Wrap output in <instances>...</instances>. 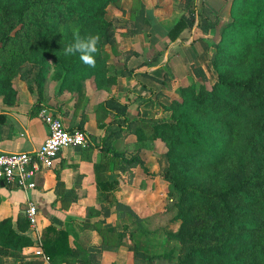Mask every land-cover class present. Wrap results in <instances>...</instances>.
<instances>
[{
    "label": "trees",
    "instance_id": "obj_1",
    "mask_svg": "<svg viewBox=\"0 0 264 264\" xmlns=\"http://www.w3.org/2000/svg\"><path fill=\"white\" fill-rule=\"evenodd\" d=\"M117 1L0 0V52L5 51L20 34L32 40L29 29L33 33L37 30L38 36L43 28L46 32H54L60 24L65 27L66 33L75 29L74 38L69 34L65 39L66 47L74 43L77 36L84 38L88 35H99L100 43L113 44L115 27L105 15L107 7ZM138 2L139 9L133 19L123 22L127 29L125 36L140 34L149 26L145 4L143 0ZM180 2L183 3L180 8L182 14L168 30V37L171 40L179 37L197 21V27L207 38H211L221 23L220 19L206 7L197 11L195 0ZM154 7L158 8L159 4ZM220 26V39L211 43L214 50L210 56V67L217 73V79L207 86L210 75L206 67L192 65L195 80L181 87L180 102L172 100L170 107H166L171 115L166 120L140 116L129 121L125 116L127 104L114 97L106 98L102 107L112 115L109 123L118 128L111 131L103 143L109 152L110 137L133 134L139 138L143 129L151 127L150 138L160 139L167 145L165 177L170 182L172 194L178 196L175 219L179 221V227L172 236L186 246L182 264L189 263L191 259L212 261L214 264H264V0H232L229 20ZM49 51L48 46L35 55L40 65L37 73L40 78L36 81V88L33 84L27 86L36 95L32 114H37L42 107L47 59L52 56ZM136 54L132 51L127 56L120 74L111 73L110 86L117 83L118 75L130 74L126 61ZM69 59L67 63L68 56L65 59L57 54V65L64 69L58 90L61 93L68 76L96 69V66L84 64L80 53L69 55ZM94 74L93 77L98 78V74ZM0 89L4 93L2 100L5 104L16 102L15 89ZM4 120V114L0 113V123ZM76 128L84 130L82 125ZM109 154L111 157L107 159L112 160V169L117 166L126 171L143 162L136 155L128 156L118 151H110ZM99 165V171H103L104 164ZM202 169L207 171L209 187L201 185L198 179ZM101 181L99 179V186L103 184L104 191L116 187L115 181L105 177ZM120 205L117 203L119 208ZM129 212L134 214L131 209ZM28 224L27 220L26 226ZM5 227L0 230L3 252L13 250L12 247L20 252L22 248L33 245L29 237L9 229L4 231ZM52 229L55 230L49 227V230ZM105 229L102 237L115 235L116 244H122V233L116 232L113 227ZM70 231L67 226L54 231L53 239L45 238L43 247L49 258L65 254L76 257L77 249L73 251L67 245ZM204 241L207 244L202 246ZM129 250L133 251V258L137 261L153 259L139 249ZM88 257L94 261L88 258L87 264H99L94 254Z\"/></svg>",
    "mask_w": 264,
    "mask_h": 264
},
{
    "label": "crops",
    "instance_id": "obj_2",
    "mask_svg": "<svg viewBox=\"0 0 264 264\" xmlns=\"http://www.w3.org/2000/svg\"><path fill=\"white\" fill-rule=\"evenodd\" d=\"M202 2L211 11L221 14L223 20L228 18L232 0H195V5L199 6ZM156 3L159 1L144 2L149 26L145 34L137 35L143 45L134 47L137 54L126 61V69L130 74L118 75L117 83L109 91L100 90L102 97L97 101L99 105L93 102L89 92L85 95L90 98L88 103L70 99L69 96L63 97V92L59 91L53 96L42 94L41 109H55L69 129L82 125L91 136L92 144L63 148L53 165L36 175V187L28 193L11 186L0 189V230L6 226L4 231L13 230L33 242L32 246L22 248L20 252L15 250L16 247L3 252L0 246V264H87L88 258L94 261L88 257L90 254L96 256L99 264L122 262L123 253L108 248L101 234H105L106 227H113L116 232L122 233V240L124 234L129 238L133 229L129 225L128 212L131 209L137 220L142 217L145 189L140 178L132 177L134 167L126 171L117 166L112 169V160L107 159L111 157L110 151L121 152L117 147L123 146L132 134L110 137L108 152L103 139L118 126L109 123L112 115L102 107L101 102L114 97L120 103H126L125 116L129 121L144 116L149 109V100L155 99V93L163 80H190L193 78L192 65L204 66L207 71H211V43L217 40L215 32L208 39L197 27V21L190 30L183 31L179 37L171 40L167 32L182 11L168 7L167 12L159 14L154 8ZM159 4L164 6L167 3L164 0ZM16 91L17 100L14 104H5L0 98V113L5 118L4 123H0V151L32 152L44 141L47 127L38 116L39 112L31 113L36 101L35 93L28 88H18ZM99 163L104 164L103 171H99ZM103 177L115 181L116 187L102 190L103 184L99 186V179L101 181ZM28 197L34 200L38 208L35 229L29 224L26 226ZM117 203H121L120 208ZM67 226L71 230L67 245L73 251L77 249L76 257L65 254L44 259L43 255L48 256L43 247L45 238L53 239L54 231ZM49 227L55 230H49Z\"/></svg>",
    "mask_w": 264,
    "mask_h": 264
},
{
    "label": "rangeland",
    "instance_id": "obj_3",
    "mask_svg": "<svg viewBox=\"0 0 264 264\" xmlns=\"http://www.w3.org/2000/svg\"><path fill=\"white\" fill-rule=\"evenodd\" d=\"M145 1L149 2L150 0H143V2ZM158 1L159 3L161 1L163 3L164 0ZM158 1L156 0V2ZM165 1L167 4L164 6L158 3L159 7L156 8V11L159 14L167 12L168 7L181 11L180 8L183 3L180 0ZM138 3V0H118L107 7L105 17L114 24L115 42L106 45L99 42L97 45L98 51L94 54L96 69H88V73L81 71L68 76L64 82L65 87L62 89L63 93L61 96H69L70 99L80 101L81 103H85V101L88 103L90 98L85 95L89 92V95L93 97V102H97L102 97L100 90H110L111 75L120 74L124 69L125 59L132 51H135L134 47L138 48L139 45H143L141 38H137L139 34L133 36L124 35L125 32L127 33V29L123 22L133 19L139 9ZM202 7H206L212 15H216L220 19L221 23L215 28L216 31L214 33L217 36L216 43L220 39V25L229 20V15L226 20H223L221 14L211 11L203 2L199 6H196V10L198 11ZM55 29L54 32L48 30L46 32V29L43 28L39 31L38 36L37 30L33 33L32 29H29V33L33 37L32 40H27L23 34H20L13 43L8 45L5 51L0 52V87L4 88L3 91L28 88V84H33L34 88H36V81L40 78L37 76L40 65L36 62L35 55L42 53V50L49 46V53L52 56L47 59L48 65L46 66L47 70L42 91L43 94L47 93L49 96L57 93L62 81L61 75L64 73V69H61L57 65V54L67 59V56L63 52V49L66 47L64 41L68 38L69 34L74 38L75 29L71 33H66L65 27L61 24ZM147 29L148 27L146 26L140 34H145L148 31ZM53 42H57L58 45L54 46ZM69 60L68 56L67 63ZM94 73L98 74V78L93 77ZM208 73L210 78L206 83L207 86L217 79V73L213 69L208 71ZM56 77H60V79L56 80ZM192 79L186 82H176L170 79L164 80L155 93V99L149 100V109L141 117L147 119L161 118L164 120L171 118L170 111L166 107H170L172 100L181 101L180 89L181 87L188 86L195 80ZM3 94L0 89V98H2ZM150 128L148 130L146 128L143 129L140 132L139 138L132 134L131 137H127L128 140L123 146L117 147L128 156L136 155L143 160L142 163L133 166V170L135 171L132 173V177L134 179L138 178V180L140 178L143 181L145 210L141 211L142 217H139V220H137V216L128 212L129 225L132 226L133 232L129 233L128 239L124 237L122 244H116L115 235L106 234L103 236L105 245L108 248H113V250H119L123 253L122 262H114V264H182L181 259L186 250V246L172 236L173 233L177 232L179 227V221L175 219L178 214V207L176 205L178 196L176 193L172 194L170 182L165 177L168 167L167 145L160 139L152 140L150 138ZM114 138L119 137L115 136ZM206 173L207 171L202 169L198 173V179L201 185L209 187L206 182ZM131 194H128V196L134 199L135 196L132 197ZM115 201L117 202L116 198ZM97 231L100 233L99 227ZM206 244L207 242L204 241L202 246ZM132 248L145 252L153 259L145 262L135 260L133 258V251L129 250ZM184 264H214V262L191 259L189 263L185 262ZM215 264H218V262H215Z\"/></svg>",
    "mask_w": 264,
    "mask_h": 264
},
{
    "label": "built area",
    "instance_id": "obj_4",
    "mask_svg": "<svg viewBox=\"0 0 264 264\" xmlns=\"http://www.w3.org/2000/svg\"><path fill=\"white\" fill-rule=\"evenodd\" d=\"M38 116L47 127V135L40 146L32 152L0 151V189L11 186L25 193L35 189L36 175L53 165L58 153L65 147H87L92 138L85 130L67 128L60 114L44 107ZM25 215L29 226L36 228L38 208L34 200L27 199ZM40 253V252H37ZM48 260V256L43 255Z\"/></svg>",
    "mask_w": 264,
    "mask_h": 264
},
{
    "label": "clouds",
    "instance_id": "obj_5",
    "mask_svg": "<svg viewBox=\"0 0 264 264\" xmlns=\"http://www.w3.org/2000/svg\"><path fill=\"white\" fill-rule=\"evenodd\" d=\"M78 31L77 29V32ZM99 40V35H88L84 38L77 36L75 42L65 47L63 52L66 56L80 53V59L84 64L95 67L96 61L94 54L98 51L97 45Z\"/></svg>",
    "mask_w": 264,
    "mask_h": 264
}]
</instances>
